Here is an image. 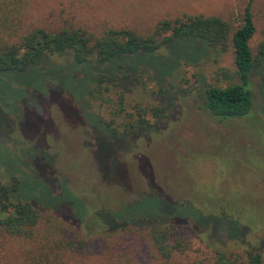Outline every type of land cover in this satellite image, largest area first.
<instances>
[{
  "label": "rangeland",
  "instance_id": "374dc122",
  "mask_svg": "<svg viewBox=\"0 0 264 264\" xmlns=\"http://www.w3.org/2000/svg\"><path fill=\"white\" fill-rule=\"evenodd\" d=\"M247 1L29 0L22 20L25 28L71 25L96 34L108 28L146 34L160 20L201 15L219 17L236 28ZM4 3L0 0V6ZM251 12L256 65L247 86L251 110L242 118L211 117L201 98L207 87L238 84L230 47L217 61L178 65L181 57H189L183 46H171L150 59L153 81L144 78V85L132 86L124 105L128 113H135L136 103L163 107L165 118L154 125L153 117V128L137 137L110 136L99 123L112 119L118 98L113 89L98 98L87 95L95 87L92 67L52 56L25 73L0 74V182L15 179L21 183L17 196L40 208L36 238L41 244H74L60 254L62 262L211 264L207 242L224 243L243 257L247 250H259L264 260V0H253ZM187 51L207 54L194 47ZM105 97L114 103H103ZM134 119L121 114L116 122L122 125L110 128L121 131ZM218 205L236 207V219H225L227 231L219 240L215 224L210 225ZM146 214L154 216L148 217L152 222L140 219ZM170 215L178 218V231L189 247L165 260L153 250L148 228L158 217ZM117 222L123 228L110 232L105 227ZM192 222L202 231L190 229ZM206 225L211 231L203 229ZM52 226L62 231L46 233Z\"/></svg>",
  "mask_w": 264,
  "mask_h": 264
},
{
  "label": "trees",
  "instance_id": "16d2710c",
  "mask_svg": "<svg viewBox=\"0 0 264 264\" xmlns=\"http://www.w3.org/2000/svg\"><path fill=\"white\" fill-rule=\"evenodd\" d=\"M6 1L7 3L0 6V74L25 73L29 67L39 65L52 56L66 57L74 65L96 69L91 80V83L94 81L95 87L88 89L87 95L98 98L103 92L108 93L113 89L118 98L115 103L117 106L114 105L110 112L112 119L104 124L99 121L102 126L105 125L103 127L110 136L123 138L142 135L153 128V117L154 125L164 123L163 107H153L150 104L141 106L136 103L132 107L135 113H128L124 105V95L129 90L132 91V86L144 85L145 83L141 82L144 78L153 81V64H150V59L153 60L162 50H168L171 46H183L184 52L189 53L187 59L181 57L177 60L178 65L179 61L195 64L205 58L217 61L230 47L239 82L224 88H205L201 94L203 107L211 117L220 121L245 117L251 110L252 97L247 86L256 65L250 47L256 30L251 12L253 0L247 1L241 22L236 28L215 16L182 15L158 21L146 34H138L129 28H108L96 34L71 25L52 28L48 25L31 24L25 28L22 14L29 0ZM191 47L204 50L207 54L201 52L204 57L195 56L187 51V48L191 51ZM260 53L264 57V51ZM98 65H110L111 68L106 70L104 67L99 70L96 67ZM127 86L128 90L125 89ZM102 101L107 105L114 103L106 97L102 98ZM121 114L126 118L135 119L126 122L121 131L111 129L115 124L116 127L122 125V122H116ZM20 185L15 179L11 184L0 182V264H67L65 260L61 261L63 258L60 254L68 253L67 248L72 249L74 244H64L62 241H46L41 244L36 238L42 217L41 210L31 200L17 196ZM13 198H17V201L13 202ZM232 198L233 202L237 203L238 200L235 202V198ZM218 206L220 207L215 209L210 225L215 224L219 240L220 235L227 231L223 224L226 223L225 219L234 222L236 218L233 209L235 206H224L225 209L221 208L222 205ZM54 217L72 224L58 216ZM148 217L152 219L154 216L146 214L140 219H149ZM150 219L148 222H152ZM119 221L135 223L139 220L120 218ZM118 222L105 227L112 230L110 232L123 228ZM180 227L182 226L178 218L170 215L165 218L158 217L148 228L151 246L161 258L169 260L174 253H185L188 249V244L183 242V235L178 231ZM245 228L247 227L244 226ZM190 229L198 230L193 222ZM203 229L210 230L208 225ZM61 231L62 227L52 226L46 233L56 234ZM232 237L234 236L230 239ZM29 242H32V247L25 245ZM216 243H206V248L212 252L208 260L211 264H264L259 250H247L243 257L230 252L224 243L220 242L218 246Z\"/></svg>",
  "mask_w": 264,
  "mask_h": 264
}]
</instances>
